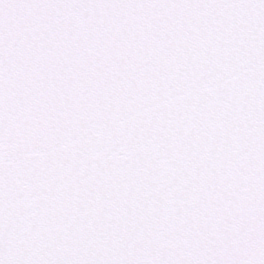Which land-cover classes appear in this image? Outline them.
I'll use <instances>...</instances> for the list:
<instances>
[{
	"label": "snow or ice",
	"instance_id": "snow-or-ice-1",
	"mask_svg": "<svg viewBox=\"0 0 264 264\" xmlns=\"http://www.w3.org/2000/svg\"><path fill=\"white\" fill-rule=\"evenodd\" d=\"M0 264H264V0H0Z\"/></svg>",
	"mask_w": 264,
	"mask_h": 264
}]
</instances>
